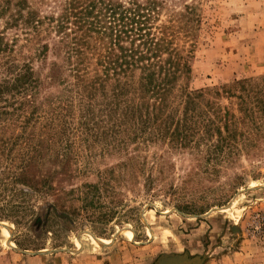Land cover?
Segmentation results:
<instances>
[{"label":"rangeland","instance_id":"1","mask_svg":"<svg viewBox=\"0 0 264 264\" xmlns=\"http://www.w3.org/2000/svg\"><path fill=\"white\" fill-rule=\"evenodd\" d=\"M186 5L200 23L194 37L180 32L175 43L193 50L192 72L167 94L159 120L117 125L127 105L137 104L141 118L154 113L142 106L154 99H142L137 72L122 83L110 117L102 108L111 86L89 109L67 100L73 94L64 85L40 88L32 104L28 94L3 96L0 264H154L161 254L264 264V112L256 102L264 86L236 91L251 95L258 128L239 124L237 137H217L199 116L189 137L169 136L185 85L212 89L264 75V0H165L160 17ZM6 17L0 33L10 41L19 32L5 28ZM21 51L32 57L37 49ZM53 60L52 49L44 63L34 58L41 79ZM211 95L204 98L219 115L243 116L238 98Z\"/></svg>","mask_w":264,"mask_h":264},{"label":"trees","instance_id":"2","mask_svg":"<svg viewBox=\"0 0 264 264\" xmlns=\"http://www.w3.org/2000/svg\"><path fill=\"white\" fill-rule=\"evenodd\" d=\"M164 5L165 0H0V18L7 14L5 28L19 32L10 41L5 40L3 31L0 33V101L5 94L21 98L28 94L25 102L32 104L40 88L57 84L73 94L67 100L74 103L77 98L75 105L86 103L89 109L98 103L97 92L111 86V97L102 108L110 117L111 106L120 104L122 83L128 84L137 72L142 99L143 94L154 99L142 106L147 104L154 113L141 118L136 114L137 104L134 109L127 105L115 119L117 125L120 121L140 125L149 119L159 120L157 113L161 114L167 94L179 79H189L192 72L193 50L177 46L176 36L182 32L194 37L193 27L200 23L188 5L185 13L163 20L160 13ZM31 47L37 49L32 57L22 54V48ZM50 49L56 60L49 63L41 79L33 60L44 63ZM258 80L261 82L256 83ZM255 84L264 86V75L257 80H233L212 89L191 90L185 85L178 102L182 114H172L169 136L189 137L199 116L208 118L204 127L217 137H237L239 124L256 128L251 95L236 94L249 93L247 90ZM206 95L211 99L238 98L245 103L240 104L243 116H230L228 111L219 115L220 107L210 98L206 100ZM256 102L264 112V99ZM160 118V123L166 121Z\"/></svg>","mask_w":264,"mask_h":264},{"label":"water","instance_id":"3","mask_svg":"<svg viewBox=\"0 0 264 264\" xmlns=\"http://www.w3.org/2000/svg\"><path fill=\"white\" fill-rule=\"evenodd\" d=\"M204 257L189 259L185 254H161L154 264H202Z\"/></svg>","mask_w":264,"mask_h":264}]
</instances>
